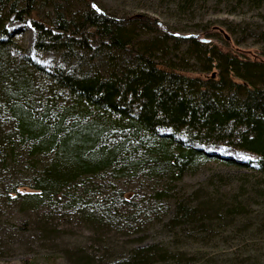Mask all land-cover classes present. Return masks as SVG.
<instances>
[{
    "label": "trees",
    "instance_id": "trees-1",
    "mask_svg": "<svg viewBox=\"0 0 264 264\" xmlns=\"http://www.w3.org/2000/svg\"><path fill=\"white\" fill-rule=\"evenodd\" d=\"M169 1L185 8L197 0H160ZM225 1L264 6V0ZM78 2L72 9L71 0H0V177H29L35 191L16 193L25 207L63 201L84 213L82 205L93 203L94 216L111 217L119 200L129 202L116 179L142 174L175 181L210 155L188 141L249 153L253 163L225 160L252 167L264 181V58L191 35L188 50L201 64L191 68L177 61L181 36L156 17ZM10 14L28 16L37 30L34 46L57 51L62 64L48 69L23 54L5 28ZM141 23L160 29L162 39L137 42ZM213 194L195 198V205L172 197L168 223L194 235L210 222H229L243 201L232 196L225 205ZM168 195L156 189L153 199ZM181 255L162 243L137 244L117 264H175ZM22 264L33 263L23 258Z\"/></svg>",
    "mask_w": 264,
    "mask_h": 264
},
{
    "label": "rangeland",
    "instance_id": "rangeland-1",
    "mask_svg": "<svg viewBox=\"0 0 264 264\" xmlns=\"http://www.w3.org/2000/svg\"><path fill=\"white\" fill-rule=\"evenodd\" d=\"M95 1L114 13H146L156 17L166 28L181 36L182 44L176 58L188 67L201 65L188 50L191 35L206 45L217 44L238 55L264 58L261 37L264 6L254 9L241 1L229 3L225 0H197L185 8L173 1L164 4L160 0ZM80 5L78 0H71L72 9H79ZM38 10L40 14L37 15L42 18L48 8L43 7L42 12ZM5 28L10 38L21 45L23 54L41 66L50 69L62 64L57 51L34 46L37 30L28 16L21 18L10 14ZM138 28H141L137 39L140 44L144 40L162 39L160 29L150 23H141ZM166 40L164 44L169 49L175 46L173 39ZM161 131L170 132V129L162 127ZM176 136L183 137L181 133ZM187 144L210 155L200 157L181 179L175 181H167V175L155 179L142 174L116 179L118 188L126 191L129 202L119 200L113 216L104 215L100 219L94 216L98 213L93 203L82 205L84 213L63 201L51 206L25 207L16 193L35 191L29 185V177L15 174L12 179H3L1 176L0 264H22L23 258L33 264H117L119 256H125L132 247L149 243H162L171 250L181 251L183 255L175 264H264L263 177L252 167L225 160H251L253 163L254 157L222 142L188 141ZM13 186L16 187L14 191L11 190ZM161 188L169 191L168 197L153 199L155 190ZM210 192L226 198L225 205L232 196L243 201L229 222L228 219L216 224L210 222L208 227L203 225L206 229L194 235L168 223L173 209L172 197L191 198L189 201L195 205L200 197Z\"/></svg>",
    "mask_w": 264,
    "mask_h": 264
}]
</instances>
